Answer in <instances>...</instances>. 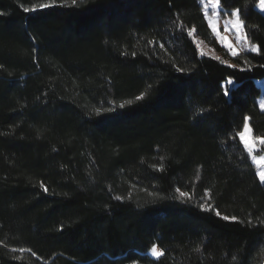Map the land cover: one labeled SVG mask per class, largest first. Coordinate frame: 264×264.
Listing matches in <instances>:
<instances>
[{
  "label": "trees",
  "instance_id": "1",
  "mask_svg": "<svg viewBox=\"0 0 264 264\" xmlns=\"http://www.w3.org/2000/svg\"><path fill=\"white\" fill-rule=\"evenodd\" d=\"M258 2L230 65L197 0H0V264H264Z\"/></svg>",
  "mask_w": 264,
  "mask_h": 264
},
{
  "label": "rangeland",
  "instance_id": "2",
  "mask_svg": "<svg viewBox=\"0 0 264 264\" xmlns=\"http://www.w3.org/2000/svg\"><path fill=\"white\" fill-rule=\"evenodd\" d=\"M197 2L201 6L204 21L207 24L212 35V40L214 41L213 44H211L210 42L206 43L198 38H194V42L200 53L215 58H219V56H222L221 53H223L228 59V63L231 65L232 58L234 57L231 54L232 51H236L238 55L244 51H250V48L253 46V44H250L247 38H244L245 34L243 32V28L237 32L235 27H233V24L237 19V17L232 14L233 12L228 15L221 11L220 8H216L214 11L212 0H197ZM258 4L256 7L257 10L264 14V12H262L258 7ZM213 28H215L216 31H214ZM217 32L219 33V36L217 35ZM191 35H193V32H191ZM221 37L224 38L223 42L221 41ZM229 44L231 45V48L228 47ZM217 49L221 53H219ZM255 84H257L262 90L264 89V80H255ZM227 85L232 87L233 83L231 85ZM262 105H264V101L263 98H260L258 106L260 111L264 112V107H262ZM239 138L252 163L254 164L258 178L261 182L259 173H264V155L259 153V148L264 147V143H261L263 139L254 138L253 134L251 133L249 119L245 120L244 127L242 132L239 134ZM244 141H247L249 145L253 146V151H248V149L245 147ZM156 250L157 252H161L158 248H156ZM149 254L153 256L152 251H150Z\"/></svg>",
  "mask_w": 264,
  "mask_h": 264
},
{
  "label": "snow or ice",
  "instance_id": "3",
  "mask_svg": "<svg viewBox=\"0 0 264 264\" xmlns=\"http://www.w3.org/2000/svg\"><path fill=\"white\" fill-rule=\"evenodd\" d=\"M54 2H55V0H53V3H54ZM212 2H213V5H214V11H215L216 8H220L221 11L224 10V9L221 7V0H212ZM71 4L76 5V4H77V0H71ZM48 6H50V5H46V4H42V5H40L41 8L48 7ZM258 7L260 8V10H261L262 12H264V0H259ZM27 10H28V9H25V11H27ZM0 14H2V13H0ZM232 14L235 15V16L237 17L236 21H235L234 24H233V27H235V29L237 30V32H239L240 29H242V28L244 27V23H243V21H242L241 19H239L240 10L237 9V10H236L235 12H233ZM210 26H211V25H210ZM213 30L216 31L215 28H213ZM189 35H191V32H189ZM217 35L219 36V33H218V32H217ZM244 38L246 39V36H245ZM223 40H224V38L221 37V41H222V42H223ZM228 47L231 48V45L229 44ZM250 51H253V52H259L260 49H259L258 46L253 45V46L250 48ZM231 54H232L233 56H237V55H238V53H237L236 51H232ZM232 83H233L232 80H228V81H227V84H229V85H231ZM230 91H231V89H227V88H226L224 94H225V95H229V92H230ZM142 98H143V94H141V96L137 97V100H140V99H142ZM128 103H131V101H128ZM121 107H123V105H121ZM262 107H264V105H262ZM96 111H97V113H99V112H100V109H97ZM244 143H245V147L248 149L249 152L253 151V146H252V145H249V143H248L247 141H244ZM261 143H264V140H262ZM259 176H260L261 182H264V173H259ZM45 191H47V189H45ZM177 191H179V189H177ZM188 195H189L188 193L180 192V196H182V197H186V196H188ZM203 207H204V206L201 205V208H203ZM216 215H217V216L220 215L219 211L216 212ZM223 218H224L225 220H229V219L236 220V217H231V218H229L228 216H224ZM151 251H152V255H153V256L159 257V256L163 255V253H161V252H157L155 246L152 247Z\"/></svg>",
  "mask_w": 264,
  "mask_h": 264
}]
</instances>
